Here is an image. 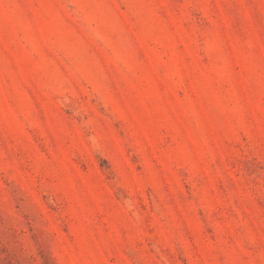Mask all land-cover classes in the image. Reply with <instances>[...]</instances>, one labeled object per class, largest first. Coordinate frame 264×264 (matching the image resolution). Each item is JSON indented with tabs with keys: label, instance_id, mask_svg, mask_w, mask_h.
I'll return each mask as SVG.
<instances>
[{
	"label": "rangeland",
	"instance_id": "1",
	"mask_svg": "<svg viewBox=\"0 0 264 264\" xmlns=\"http://www.w3.org/2000/svg\"><path fill=\"white\" fill-rule=\"evenodd\" d=\"M0 264H264V0H0Z\"/></svg>",
	"mask_w": 264,
	"mask_h": 264
}]
</instances>
